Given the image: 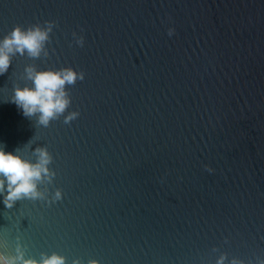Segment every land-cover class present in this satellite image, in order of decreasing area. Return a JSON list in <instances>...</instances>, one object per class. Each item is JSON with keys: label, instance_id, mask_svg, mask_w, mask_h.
Returning a JSON list of instances; mask_svg holds the SVG:
<instances>
[{"label": "water", "instance_id": "obj_1", "mask_svg": "<svg viewBox=\"0 0 264 264\" xmlns=\"http://www.w3.org/2000/svg\"><path fill=\"white\" fill-rule=\"evenodd\" d=\"M46 22L48 55L0 75V147H47L63 196L7 208L5 185L0 254L264 264V0H0V41ZM29 65L84 73L47 127L11 102Z\"/></svg>", "mask_w": 264, "mask_h": 264}, {"label": "clouds", "instance_id": "obj_2", "mask_svg": "<svg viewBox=\"0 0 264 264\" xmlns=\"http://www.w3.org/2000/svg\"><path fill=\"white\" fill-rule=\"evenodd\" d=\"M54 22H46V27L39 24L30 26L26 30L17 25L0 41V75L8 72L12 56L19 53L21 56L27 52L29 57L39 58L41 52L45 56L48 52L45 48L49 41V33L52 31ZM174 30L169 29V35ZM75 35V33L73 34ZM78 44H83V37L77 40ZM27 78L32 81V86L15 87L11 102L22 110L25 117L38 115V124L45 127L50 122L59 119L65 114L71 105V96L66 86L75 85L78 80L84 79V73L78 72L72 67H62L58 70H36L32 65L25 69ZM79 116V112L71 111L64 116V122L70 123ZM29 141V145H30ZM17 148L14 152H6L4 146L0 147V194L5 192L3 203L7 208L22 199L48 200V189H41V184L45 181L51 184L56 173L49 165L53 161L52 154L47 147H37L34 153L37 156L35 162L25 159ZM61 189H56L54 196L49 203H54L62 199ZM15 259L23 260V254ZM223 257L217 264H223ZM0 264H15V260H10L0 254ZM23 264H66V258L53 253L50 257H45L41 261L35 259L24 260ZM73 264H81L79 259ZM88 264H99L95 259ZM233 264H239L233 261Z\"/></svg>", "mask_w": 264, "mask_h": 264}]
</instances>
